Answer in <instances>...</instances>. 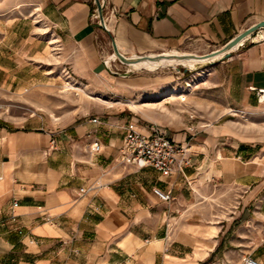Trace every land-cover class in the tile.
<instances>
[{
    "label": "crops",
    "instance_id": "1",
    "mask_svg": "<svg viewBox=\"0 0 264 264\" xmlns=\"http://www.w3.org/2000/svg\"><path fill=\"white\" fill-rule=\"evenodd\" d=\"M94 7L93 0H0L1 45L9 49L0 53V82H18L26 57L54 37L85 93L116 81L132 91L148 81L115 71L124 63L113 59V41L128 65L168 52L202 56L264 20V0H109L116 14L107 32L91 19ZM22 11L37 13L39 37L23 33L25 22L13 17ZM17 42L31 46L13 58ZM203 47L214 49L184 51ZM225 57L234 108L255 105L264 89V28ZM91 112L65 126L0 119V264H246L248 254L264 264V143L230 120L168 126L170 138L189 146L190 163L165 176L121 162L127 123L146 130L130 111ZM96 141L100 152L91 148ZM225 187L234 196L229 215L195 233L203 220L191 210ZM173 221L192 228L171 234L165 224Z\"/></svg>",
    "mask_w": 264,
    "mask_h": 264
},
{
    "label": "rangeland",
    "instance_id": "2",
    "mask_svg": "<svg viewBox=\"0 0 264 264\" xmlns=\"http://www.w3.org/2000/svg\"><path fill=\"white\" fill-rule=\"evenodd\" d=\"M13 17L22 18V22H25V27L21 26L25 28L23 33H28L30 29H33V36L39 37L38 30L42 25L37 13L29 17L22 11ZM2 40L3 36L0 32V53L9 50L3 48ZM36 42L35 40L34 43ZM52 42L55 43L53 45L56 47L55 50H52L53 46H50ZM49 44L47 42L44 50L45 44L43 43L39 47H34V52L31 51L29 54L32 57H26L31 60L30 63L26 70L16 72L18 82L13 86L10 83L0 82V119L18 123L28 117L50 126H65L76 116L88 110L93 113L95 108L104 107L109 110L120 108L123 109V113L130 111L141 124L146 125V130L155 125L166 132L168 126L180 127L183 122L197 127L216 121L230 120L236 124L242 136L264 143V102H262L264 93L260 92L255 105L244 110L234 108L229 91L228 65L225 62L227 57L215 62L199 64L196 68L174 65V63L165 67L148 68H133L126 63L120 64L115 69L118 74H129L132 77L143 76L148 83L138 89H130L132 91L127 89L123 91L119 81L107 82L106 85L100 83L86 86L92 93L87 94L81 88L85 87V84L75 79L65 69V64L59 57L61 54L58 43L54 37L50 38ZM21 45L20 42L12 44L13 58L24 56L28 46H31L29 44L21 48ZM211 49L214 48L203 47L184 51L204 54L210 52ZM158 56L149 59H156ZM9 65L13 71L17 69L18 63L12 61ZM130 69L132 70L129 71ZM71 77L75 85L67 92L64 90L65 85ZM175 90H185V92L172 94ZM181 95H185L186 99L183 100ZM51 114L57 120H53ZM233 198L231 189L225 187L198 208H193L191 212L194 211V218H198L197 220L201 222L203 220L202 226H198L195 233L202 234V228L211 230L210 225L214 221L221 216L229 215ZM165 227V230L171 234L181 229L192 228L175 221L166 223ZM248 255L252 256V254Z\"/></svg>",
    "mask_w": 264,
    "mask_h": 264
},
{
    "label": "built area",
    "instance_id": "3",
    "mask_svg": "<svg viewBox=\"0 0 264 264\" xmlns=\"http://www.w3.org/2000/svg\"><path fill=\"white\" fill-rule=\"evenodd\" d=\"M93 2L95 7L91 19L105 31L110 32L108 25L110 16L115 15L116 10L114 8H109V0H93ZM248 39L249 37L246 38L241 45ZM112 48V54H114L113 44ZM113 59L122 62L118 56ZM104 62H107V60ZM129 71H131V69ZM260 92L264 93V89L260 90ZM93 120L97 121V118ZM125 129L126 134L120 149V160L123 164L136 165L139 168L153 167L161 172L162 175L170 176L174 173L183 171L190 163L189 146L182 142L174 141L164 130H160L157 126L154 125L150 129L143 131L138 129L137 124L129 122ZM52 143H55L54 139ZM91 148L95 152H100L103 149L98 141L94 142ZM84 191L85 189L81 188V192ZM154 192L163 200L170 199V194L159 188L154 189ZM16 204L17 203H15V205ZM244 262L246 264H261L258 259L251 255L245 256Z\"/></svg>",
    "mask_w": 264,
    "mask_h": 264
},
{
    "label": "bare ground",
    "instance_id": "4",
    "mask_svg": "<svg viewBox=\"0 0 264 264\" xmlns=\"http://www.w3.org/2000/svg\"><path fill=\"white\" fill-rule=\"evenodd\" d=\"M245 39L242 38L239 41H237L236 39L231 41L230 43H228L227 45H225L223 48L215 50L209 54L206 55H196V54H189V53H180V52H168V53H162L158 56V58L156 59H148V60H143V61H138V63L133 62L130 64L131 67L133 68H148V67H153V66H161V67H165V66H170L171 64L174 63V65H181V66H185L188 68H196L197 65L199 64H205V63H211V62H215L216 60H219L221 58H224L225 55L227 53H229L230 50H232L234 47L238 46L240 43H242ZM117 55L116 53H114L113 58H116ZM121 59L125 62V58ZM126 63V62H125ZM138 65V67H136V65ZM132 70V69H131ZM73 77L70 78L69 82L65 85V91H69L70 88H72L75 84L74 81L72 79ZM175 93H181V92H185L184 91H178L175 90ZM173 92V93H174ZM182 99H186L185 95L182 96ZM262 102H264V95H262ZM52 119L57 120L55 116H53L51 114Z\"/></svg>",
    "mask_w": 264,
    "mask_h": 264
},
{
    "label": "water",
    "instance_id": "5",
    "mask_svg": "<svg viewBox=\"0 0 264 264\" xmlns=\"http://www.w3.org/2000/svg\"><path fill=\"white\" fill-rule=\"evenodd\" d=\"M262 28H264V20H262V21H260V22H258L257 24H254V25H251L250 27H248L247 29H245L243 32H241L236 38H234L233 40H237V41H239L240 39H242V38H244V39H246V38H248L249 36H251V35H253L254 33H256V32H258L260 29H262ZM233 40H231V41H233ZM230 41V42H231ZM230 42H228V43H230ZM227 43V44H228ZM226 44V45H227ZM113 46H114V51H115V53H116V55L121 59V57H126L124 54H122L121 52H120V50H119V48H118V46H117V44H116V42L115 41H113ZM214 51V50H213ZM121 61L123 62V63H125L122 59H121ZM126 64H128V63H126Z\"/></svg>",
    "mask_w": 264,
    "mask_h": 264
}]
</instances>
